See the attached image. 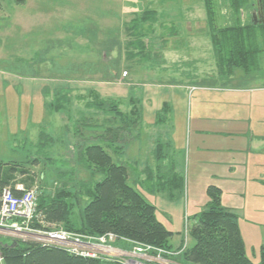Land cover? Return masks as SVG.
I'll return each mask as SVG.
<instances>
[{
	"label": "rangeland",
	"instance_id": "obj_1",
	"mask_svg": "<svg viewBox=\"0 0 264 264\" xmlns=\"http://www.w3.org/2000/svg\"><path fill=\"white\" fill-rule=\"evenodd\" d=\"M13 1L0 0V160L25 162L39 157L40 163L29 167L30 173L36 175L30 190L40 194L42 188L49 195L63 184L87 179L89 173L76 157L78 148L86 140L99 145L104 140H97V131L90 126L85 127L82 138L75 135L71 140L74 132L66 135L65 126L72 127V131L76 123L84 124V118L85 122L98 123L113 118L107 109L103 113L93 106L88 108L95 93L103 101L115 99L124 113L131 109V99L139 100L142 119L128 143H121V152L112 149L109 153L114 162L127 167L129 184L155 206L157 218L167 230L184 237L193 218L208 208L211 186L220 188L222 197L224 194V199L231 204L240 203L241 192L247 186L251 188V183L241 181L243 139L237 138L235 148H231L232 140L226 138L229 137L227 129L221 126V118L218 119V112L226 108V103L213 97L231 85L226 80L207 77L201 81L199 78L214 72L211 69L213 53L205 51L209 39L201 34L210 30L208 18L205 20L204 0L187 1L200 4L195 8L201 9L196 12L199 20L195 25L184 22L190 15L187 8L179 17L185 19L183 23L176 21L172 26L170 22L158 21L152 25L157 35L165 25L164 29L168 30L182 27L190 31L195 27L199 37L164 38L166 42L172 41L167 44V51L176 47L175 41L188 40V45L180 46L181 51L177 53V57L185 56L182 62L190 63L186 64L188 68L185 64H176V52L166 54L168 60L163 63L155 51L162 39L152 35V38H143L147 51L151 41L159 44L150 52L154 59H145L147 54L143 59L140 56L130 70L125 54L112 53L111 59L104 56V61L100 59L114 42L130 40L123 38V32L127 24L133 26V23H124L128 17H119L113 2H106L108 17L104 21L99 18L98 0H26V6ZM223 3V0L219 2L217 9L216 24L220 27L228 23ZM114 14L119 22L109 17ZM144 25L143 36L149 32V25ZM118 60H121L119 64ZM58 93L61 94L57 96ZM57 98L68 100L66 112H51L47 107ZM41 131L53 140H44L43 148L39 146ZM51 143H54L52 149ZM157 154L164 158L158 164ZM171 169L175 170V177H171ZM87 204V200L83 201L75 213ZM240 222L246 231L244 222ZM247 240V256L258 263L260 251L253 248L257 241H250L248 237ZM186 244L193 245L189 239Z\"/></svg>",
	"mask_w": 264,
	"mask_h": 264
},
{
	"label": "trees",
	"instance_id": "obj_2",
	"mask_svg": "<svg viewBox=\"0 0 264 264\" xmlns=\"http://www.w3.org/2000/svg\"><path fill=\"white\" fill-rule=\"evenodd\" d=\"M221 1L204 0L219 75L226 78L237 69L245 72L259 69L261 56L264 55V0H223L228 23L220 27L216 24V18ZM157 18V14L147 10L141 16L136 15L131 22L133 26L126 25L125 35L130 40L126 43L125 52L120 56L125 54L128 70L132 68L134 61L139 62L140 56L142 59L146 54L145 59L150 57L148 47L144 43L143 27L144 24H156ZM112 50L113 46L108 47L101 56L111 59ZM119 61L121 60L117 63ZM59 94L61 93L57 96ZM94 95L91 103L87 105L88 108L93 106L103 113L107 109L113 118L102 123L91 120L85 122L84 118L85 125H82V121L75 122L72 131V127L65 126L66 135L74 132L71 140H74L75 135L82 138L85 127L90 126L97 131L96 139L104 140V144H93V140H86L87 143L78 148V162H81L84 170L89 173L86 180L81 179L71 185L63 184L49 195L41 188L38 209L48 228H62L88 237L114 234L117 237V247L132 250L133 243L150 245L170 253L165 254V257L177 264H264V246L260 250L258 263L247 256L239 227V216L222 206V190L216 186L208 189V208L193 218L182 243L175 247L171 243L175 234L158 220L155 206L149 204L129 184L127 167L114 162L109 153L112 149L121 152V143H128L137 122L142 119L139 100L131 99V109L124 113L115 99H111V102L103 101L99 95ZM61 99L57 98L47 106L51 112L61 113L68 110V100ZM51 139L45 131H41L39 146L43 148L44 140ZM53 144L49 145L51 149ZM156 159L157 164L164 160L160 154H157ZM37 163H40L39 157L28 158L25 162L0 160V203L6 188H10L15 195L22 194V191L17 190L19 184L24 185L22 186L25 191L32 189L36 175L30 173L29 167ZM148 170L152 175L153 170L150 167ZM174 171L171 170V177L176 176ZM69 186L71 187L68 188ZM85 200L88 204L76 214L77 208ZM32 226L42 228L37 221H34ZM187 239L192 241V246L186 244ZM0 264L122 263L105 258L81 257L59 247L0 236Z\"/></svg>",
	"mask_w": 264,
	"mask_h": 264
},
{
	"label": "crops",
	"instance_id": "obj_3",
	"mask_svg": "<svg viewBox=\"0 0 264 264\" xmlns=\"http://www.w3.org/2000/svg\"><path fill=\"white\" fill-rule=\"evenodd\" d=\"M187 1L188 0H141V3L140 0H98L99 7H101V12H99V18H104L103 20L106 21L108 17V15L105 14L106 2H108V4L113 2L116 7V12L119 13V17L122 16L123 19L128 17V20L124 22L125 24H127L128 22L131 23L136 18L137 14H140L141 16L143 12L150 10L157 14V22H170V24L174 26L176 21H182L183 23L185 19L180 20L179 17L180 15H182L181 13H184L186 11L187 8V14L190 13V15L184 22H188L191 25H195L197 23L196 21L199 20V17L196 15V12L201 11L200 8H198V10L195 9L196 5L199 4V2L190 3ZM13 2L15 4L18 3L19 5L21 4L25 6L27 4L26 0H15ZM124 6H126L125 9ZM109 17L114 18V21H120V19L116 18L117 14L110 15ZM205 17V20H207L206 13ZM165 26H163V32H161L160 35H157V33L154 31V26H149V32L145 34V38H152L153 36H157L162 39V42L160 43L161 45L158 47L160 48L159 50L158 48L157 50L155 49V46L159 45L158 43H155L156 41L150 42L152 44L151 46H149L151 49V53H153L155 49L158 55L162 57L163 63H167L166 60L168 59H166L167 57H165L166 54L176 52V60L178 59L176 64H178V66H181L180 64H190L182 62V58L184 59L185 56L177 57V53L181 51L180 46H183L185 48V46L188 45V40L181 39L180 41H175L176 47L173 50L167 51L166 47L168 43L172 44L171 40H178L180 36L186 39L193 38V36L199 37L196 34L195 27L193 26L194 28L190 29L189 31L186 29H182V27H178L176 30H173V27H171L172 30H168L164 29ZM152 30L154 32H152ZM201 34L204 35V38H207V40L209 39V41L206 42L208 47H206L205 51H211L213 53L214 62L211 65V69L214 72L204 78L197 76V74L195 75L201 78V81H205L207 77L208 79L210 77L224 82L226 80V84L231 85L225 88L227 92L229 91L228 93L225 92V90H222L219 93H215L213 97H217L218 100L221 101L220 103H226V108L218 112V119L221 118V126H224L227 129L226 134L229 137L226 138L228 140L229 138L230 140H232L229 143L231 148L234 147L237 138L242 137L243 139L241 147V149H243L244 147V150L242 151L243 176L241 177V181L251 183V188L247 186L245 187V190L241 192V201L239 204H231L230 200L226 201L224 199V194L222 197V204H226L227 207H225L227 209H230L234 211L237 215H240L239 227L245 242V247H247L248 237L250 241H257V244H253V248L254 250L260 251L262 246H264V55L261 56L259 69L251 72H245L242 69H237L232 73L231 76L225 78L220 76L218 72V66L215 51L211 41L210 30ZM125 37L127 39V36L123 32V38ZM164 38H168L171 40L166 42ZM18 46L21 48L23 47L22 44ZM125 50L126 40H122L119 44L117 42H114L112 50L113 54H117V56H120V54L125 52ZM148 52L150 53V50H148ZM102 54H104V52ZM158 58L159 57L156 55L155 59L158 60ZM100 59L104 61L102 56L100 57ZM147 59L150 60L154 58L151 56ZM173 59L174 57L171 58V60ZM186 67L188 68V65H186ZM210 82L214 83L215 81L210 80ZM196 89H198V87H196ZM219 109H221V107ZM164 168H166V166H164ZM257 182H260L261 185ZM240 221L244 222V229H246V231L243 230V226L241 224L242 222ZM182 239H184L183 236L176 235L175 237H173V245L175 247H178L182 243ZM118 248L122 249L119 246ZM122 250L125 252H132V250ZM253 253L254 258H256V252L254 251ZM128 258L142 260L143 256H135L132 252Z\"/></svg>",
	"mask_w": 264,
	"mask_h": 264
},
{
	"label": "built area",
	"instance_id": "obj_4",
	"mask_svg": "<svg viewBox=\"0 0 264 264\" xmlns=\"http://www.w3.org/2000/svg\"><path fill=\"white\" fill-rule=\"evenodd\" d=\"M17 190L23 194L15 196L10 188L3 192L0 203V236L55 246L81 257L105 258L122 264H177L165 257V254L170 253L140 243H133L132 252L135 256H143L145 260L129 259L132 252H125L115 246L117 237L114 234L88 237L62 228L50 229L45 225L38 209L39 192L25 191L22 185L17 186ZM34 221L39 222L42 228L33 227Z\"/></svg>",
	"mask_w": 264,
	"mask_h": 264
},
{
	"label": "bare ground",
	"instance_id": "obj_5",
	"mask_svg": "<svg viewBox=\"0 0 264 264\" xmlns=\"http://www.w3.org/2000/svg\"><path fill=\"white\" fill-rule=\"evenodd\" d=\"M12 193H13V191H12ZM13 194H14V193H13ZM22 194H23V192H22ZM22 194H20V195H15V194H14V195H15V196H21Z\"/></svg>",
	"mask_w": 264,
	"mask_h": 264
}]
</instances>
